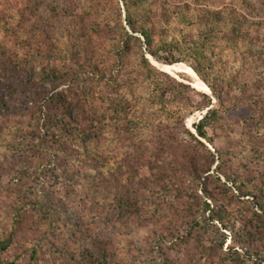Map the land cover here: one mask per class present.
<instances>
[{
  "label": "rangeland",
  "instance_id": "rangeland-1",
  "mask_svg": "<svg viewBox=\"0 0 264 264\" xmlns=\"http://www.w3.org/2000/svg\"><path fill=\"white\" fill-rule=\"evenodd\" d=\"M150 3L154 28L180 11L164 42L207 45L202 64L168 65L144 46L119 63L113 35L131 34L121 0H0V264L264 261V200L231 182L264 190V0ZM233 26L243 40L229 49ZM61 103L84 107L74 122L96 139L87 149L48 129ZM197 162L211 167L201 185L186 174Z\"/></svg>",
  "mask_w": 264,
  "mask_h": 264
},
{
  "label": "trees",
  "instance_id": "trees-1",
  "mask_svg": "<svg viewBox=\"0 0 264 264\" xmlns=\"http://www.w3.org/2000/svg\"><path fill=\"white\" fill-rule=\"evenodd\" d=\"M124 8H125V15H124V21L127 25L128 31L131 32L129 34L127 31L124 30L123 27H121V32L119 35H113V50L115 52V55L117 56L118 62L120 63L122 61V58L128 57L130 54L135 51V48L141 49L143 46L145 47V51L155 58L156 60H160L162 62H165L168 65H173L174 63H179V62H185L189 58L193 60L194 63L197 64H202L203 61L206 59L202 54H203V49L207 46L205 44H199V43H188L185 42L184 44L179 43L176 41V39H172L171 41H166L164 36L169 35L171 33L170 30L164 29L167 27H170L171 24L173 23L174 19L173 18H180L181 13L180 11L177 12H167L165 14L166 17V24L167 26H159L158 28H154V25L151 23V15L153 12L152 4H148V0H121ZM135 9L136 12L135 14L132 12V10ZM217 19L218 16H220V13L216 14ZM235 20V19H234ZM236 21V20H235ZM238 22V21H236ZM254 23H251L248 27H246L245 34L247 33L249 27L253 25ZM153 25V27H152ZM154 31L161 33V36L163 38L160 39L159 45L155 51H153V44H154ZM174 34V31L172 32ZM240 30H237V27L233 26L230 31L231 39L233 43H229V41H226L228 44L229 49L233 48L236 49L235 46V39L239 38L243 40V37H237L239 36ZM139 35V37L137 36ZM159 50L162 51L160 54ZM172 52H176L180 57L178 59H173L172 57ZM188 58V59H187ZM210 65V64H209ZM207 65V67L209 66ZM204 66V65H201ZM149 63L147 61V58L143 56L141 58V62L138 65V71L142 78H145L148 73L150 72L149 69ZM196 68V67H195ZM193 68L194 71L201 77L200 72L198 69ZM25 71L29 73V68H25ZM134 73V72H133ZM45 78L47 80L51 81H56L57 80V74L54 71H47L45 73ZM202 79V78H201ZM30 80V79H29ZM203 83H205L210 89L212 94L218 98L215 88L210 85V83L207 81L206 78L202 79ZM182 86V85H181ZM206 97V96H205ZM58 95H55L53 98L50 99L51 101H54L55 99L57 100ZM86 100L89 102L93 100V96L91 93L86 94ZM208 104H210V99L208 98ZM59 108V107H58ZM60 109L62 110V113L59 114L58 119L52 124L50 123V127L48 129L52 128L53 135L57 134L59 135L61 144H65V142H76L77 140H80V144L84 147V149H87L90 144H93L95 142V138L92 136L86 134L84 131H80L76 125L75 121V115L77 113V117L81 114H84V107L83 106H73L70 103L60 104ZM58 110V109H57ZM60 111V110H58ZM61 112V111H60ZM91 112V109L90 111ZM115 114L117 117L120 116L119 111L115 110ZM217 110L215 109H209L205 116L199 121L198 125H195V132L197 134V138L201 139H207L206 133H205V127L209 124L210 118L216 116ZM94 117L95 120L91 119V126L96 127L97 126V121L99 120V115H97L94 112ZM87 121V120H86ZM46 126V125H45ZM46 129V128H45ZM193 137V135H190ZM199 143V142H198ZM201 144V143H199ZM202 145V144H201ZM262 152L264 154V149H262ZM209 153V152H208ZM213 157V156H212ZM95 156H92V159H94ZM220 165L218 164L216 167V172L220 174ZM210 168L211 167H206L205 164L197 162L189 172H186L188 175V179L190 183H197L198 185H201V179L203 177V182H205L210 176ZM217 181H220L218 177H216ZM227 181H230V179L227 178ZM232 185L237 188L242 193V190H245V193H243L244 196H255L258 198V200H264V190L261 188V191L263 192L262 195H258L254 193V190L249 189V185H244V182H241L239 187L236 185L235 181H231ZM224 187H226V183H224ZM257 189V188H256ZM258 190H260L258 188ZM205 198L209 201H214L209 195L206 194V191L204 190ZM257 200V201H258ZM261 202V201H259ZM205 210L210 211V205L205 201L204 203ZM260 209L262 210L264 214V202L262 205H260ZM211 212V211H210ZM220 218L218 217V220ZM8 242L2 245V251L6 250L7 246L10 244L11 239L8 238ZM262 264H264V261H260Z\"/></svg>",
  "mask_w": 264,
  "mask_h": 264
},
{
  "label": "bare ground",
  "instance_id": "bare-ground-1",
  "mask_svg": "<svg viewBox=\"0 0 264 264\" xmlns=\"http://www.w3.org/2000/svg\"><path fill=\"white\" fill-rule=\"evenodd\" d=\"M197 78V77H196ZM197 87H199L200 89H204L205 90V88L202 86V85H197Z\"/></svg>",
  "mask_w": 264,
  "mask_h": 264
},
{
  "label": "water",
  "instance_id": "water-1",
  "mask_svg": "<svg viewBox=\"0 0 264 264\" xmlns=\"http://www.w3.org/2000/svg\"><path fill=\"white\" fill-rule=\"evenodd\" d=\"M207 93V92H206ZM208 95H210L212 98H214L212 95H211V93L209 92V93H207Z\"/></svg>",
  "mask_w": 264,
  "mask_h": 264
}]
</instances>
